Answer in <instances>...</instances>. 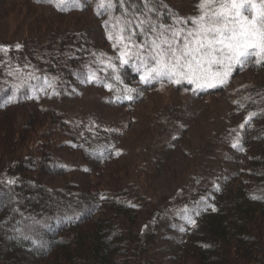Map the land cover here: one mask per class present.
<instances>
[{"label":"rangeland","instance_id":"374dc122","mask_svg":"<svg viewBox=\"0 0 264 264\" xmlns=\"http://www.w3.org/2000/svg\"><path fill=\"white\" fill-rule=\"evenodd\" d=\"M197 4L195 0H171V17L193 16ZM96 5L97 0H0V66L7 97L30 99L7 108L17 122L48 108L58 111L62 120L81 133L99 128L111 131L121 153L105 164H91L88 177L96 188L125 192L124 196L128 189L129 194L140 192L145 199L163 198L151 255L156 262L172 264L192 226L187 217L196 221L202 210L211 209L212 191L242 170L247 157L243 148L233 144L238 145L247 111L237 100L243 91L257 85L264 71L238 66L227 84L197 91L187 82L153 81L136 101L113 102L102 75L105 71L100 69L108 68L109 58L112 62L118 50L105 40L109 27L104 22L109 15H97ZM70 31L77 37L85 32L96 44L83 47L89 55L87 61L62 77L48 70L47 64L53 57L65 59L64 55L72 53L71 47L63 53L56 38ZM89 70L98 82H87ZM37 126L41 129L47 123ZM64 139L60 136L55 142L51 162L65 171L44 176L50 186H65L87 164L79 149ZM23 148L19 153L25 152ZM1 167L0 175H5L6 166ZM241 178L247 177L242 174Z\"/></svg>","mask_w":264,"mask_h":264},{"label":"trees","instance_id":"16d2710c","mask_svg":"<svg viewBox=\"0 0 264 264\" xmlns=\"http://www.w3.org/2000/svg\"><path fill=\"white\" fill-rule=\"evenodd\" d=\"M170 1L161 0L166 7L157 8L160 23H171ZM132 3L143 11L142 0ZM115 15H120V9ZM107 20L105 40L113 46L109 33L115 21ZM56 38L63 53L67 47L72 53L57 60L50 52L53 58L49 57L47 68L68 77L72 67L87 61L89 55L82 48L94 47L96 42L92 44L85 32L78 37L72 31L64 32ZM115 58L112 63L119 67L122 83L116 81L112 68L100 69L105 71L106 85H112L111 90L106 87L110 99L120 104L134 102L151 83H141L132 64L119 65ZM246 67L264 71V64L255 61ZM126 88L134 91L126 92ZM245 91L237 103L247 111V123L237 141L247 159L242 170L212 191V208L200 212L172 264H264V74ZM7 96L0 66V169L4 164L7 171L0 175V264H162L155 261L151 249L163 198L145 199L140 192L129 194L128 189L124 196L125 192L96 188L88 177L91 164L102 165L120 155L113 133L101 128L81 133L62 120L58 111L48 108L17 122L7 107L30 99L17 97L9 102ZM44 122L47 126L40 129L37 125ZM60 136L79 149L87 162L80 167V175L63 187L50 186L43 179L65 171L51 162L52 148ZM21 148L25 152L19 153ZM242 174L247 178H241ZM8 180L16 183L9 185Z\"/></svg>","mask_w":264,"mask_h":264},{"label":"snow or ice","instance_id":"6c2138e0","mask_svg":"<svg viewBox=\"0 0 264 264\" xmlns=\"http://www.w3.org/2000/svg\"><path fill=\"white\" fill-rule=\"evenodd\" d=\"M158 4L160 0H142L141 11L132 0H97V15L107 13L115 21L109 33L113 47L118 50L115 59L119 65L132 64L140 73L141 83L187 82L193 91L205 90L227 84L238 66L242 68L253 61L264 64V0H199L197 14L190 17L176 14L169 17L170 24L159 22ZM117 9L119 16L115 15ZM104 24L108 27L109 21ZM99 62L103 64V59ZM107 67L113 69L116 81L122 83L119 67L111 58ZM98 79L89 70L87 82ZM105 86L112 89L111 84ZM14 100L15 96L9 98V102ZM252 115L255 114H250L249 119ZM7 183L13 185L16 181ZM187 220L195 226L194 219L187 217Z\"/></svg>","mask_w":264,"mask_h":264}]
</instances>
